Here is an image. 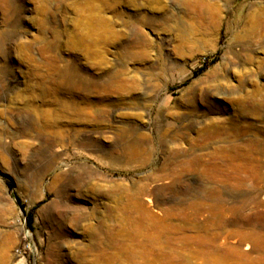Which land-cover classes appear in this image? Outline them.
Returning <instances> with one entry per match:
<instances>
[{
    "label": "rangeland",
    "instance_id": "rangeland-1",
    "mask_svg": "<svg viewBox=\"0 0 264 264\" xmlns=\"http://www.w3.org/2000/svg\"><path fill=\"white\" fill-rule=\"evenodd\" d=\"M237 153L264 173V0H0V264H130L141 205L165 221L208 189L248 204L228 221L255 262L264 187Z\"/></svg>",
    "mask_w": 264,
    "mask_h": 264
},
{
    "label": "bare ground",
    "instance_id": "bare-ground-1",
    "mask_svg": "<svg viewBox=\"0 0 264 264\" xmlns=\"http://www.w3.org/2000/svg\"><path fill=\"white\" fill-rule=\"evenodd\" d=\"M197 6L199 9L207 8L204 2L198 3ZM262 21V16L255 17L257 26H260ZM239 153L230 158L231 168L238 173H246L254 179L257 188L263 189L264 173L261 166L252 159L248 161L244 154L240 155ZM196 161L204 172L210 171V166L202 159H196ZM218 193L216 191L215 194ZM206 194L210 200L204 199V202L198 201L194 206L177 208L173 210L174 212L170 211L167 214L169 219L165 221H159L141 205L140 209L144 212L145 217L142 222H135L134 227L143 233L141 237L143 240L135 239L137 244L124 250L125 261L130 264H264V255L259 254L260 256L254 262L244 252L263 246L257 228L249 221L236 224H231L228 221L232 214L243 213L248 204L246 206L240 204L238 208L234 209L227 207L228 203L226 202L214 205L210 202L215 198H212L214 193L208 189ZM251 201L252 205L249 204L256 219L263 220L264 199L260 200L256 193ZM137 207L139 206L137 205ZM188 209L193 210L197 219L206 218L204 223L198 224V231L186 227V223L190 222L188 221ZM175 216H180L184 225L171 223L170 219ZM102 254H98L97 263L114 264L117 260L115 255L107 256L108 258L105 259Z\"/></svg>",
    "mask_w": 264,
    "mask_h": 264
},
{
    "label": "trees",
    "instance_id": "trees-1",
    "mask_svg": "<svg viewBox=\"0 0 264 264\" xmlns=\"http://www.w3.org/2000/svg\"><path fill=\"white\" fill-rule=\"evenodd\" d=\"M201 70H204V69H201ZM20 202V201H19ZM20 204H21V202H20Z\"/></svg>",
    "mask_w": 264,
    "mask_h": 264
}]
</instances>
